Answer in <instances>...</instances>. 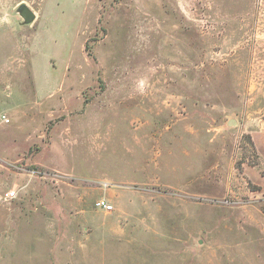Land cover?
<instances>
[{
    "label": "rangeland",
    "instance_id": "1",
    "mask_svg": "<svg viewBox=\"0 0 264 264\" xmlns=\"http://www.w3.org/2000/svg\"><path fill=\"white\" fill-rule=\"evenodd\" d=\"M0 264H264V0H0Z\"/></svg>",
    "mask_w": 264,
    "mask_h": 264
},
{
    "label": "water",
    "instance_id": "2",
    "mask_svg": "<svg viewBox=\"0 0 264 264\" xmlns=\"http://www.w3.org/2000/svg\"><path fill=\"white\" fill-rule=\"evenodd\" d=\"M17 12L19 13L20 17L23 19L24 24H30V23L33 22V20H34V14L25 5H21L18 8ZM227 125L228 126L235 125V121L234 120H229L227 122Z\"/></svg>",
    "mask_w": 264,
    "mask_h": 264
},
{
    "label": "built area",
    "instance_id": "3",
    "mask_svg": "<svg viewBox=\"0 0 264 264\" xmlns=\"http://www.w3.org/2000/svg\"><path fill=\"white\" fill-rule=\"evenodd\" d=\"M8 196L13 197L14 193H10ZM97 207L103 208L105 210H111V206L107 204L105 201H99L96 203Z\"/></svg>",
    "mask_w": 264,
    "mask_h": 264
}]
</instances>
